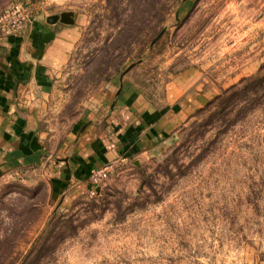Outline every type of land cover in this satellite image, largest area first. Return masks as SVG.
Segmentation results:
<instances>
[{
    "label": "rangeland",
    "instance_id": "obj_1",
    "mask_svg": "<svg viewBox=\"0 0 264 264\" xmlns=\"http://www.w3.org/2000/svg\"><path fill=\"white\" fill-rule=\"evenodd\" d=\"M11 4L4 72L35 22L74 35L7 100L33 122L0 138V264H264V96L215 101L264 66V0Z\"/></svg>",
    "mask_w": 264,
    "mask_h": 264
},
{
    "label": "crops",
    "instance_id": "obj_2",
    "mask_svg": "<svg viewBox=\"0 0 264 264\" xmlns=\"http://www.w3.org/2000/svg\"><path fill=\"white\" fill-rule=\"evenodd\" d=\"M70 29L60 30L57 26L40 27L35 22L27 33L22 32L28 35L22 34L25 37V43H22L18 56L15 57L16 53L14 54L15 43L11 54L3 62V65L10 66L8 72L5 71L6 73L0 70V100H2L1 103H5L4 107L0 105V114L4 113L3 118L0 119V138L3 143L13 144L20 136L27 138L30 136L27 125L31 128L33 118L28 117L26 120L28 123L19 120L11 101L7 100L22 97V95L26 98L46 96L39 89L42 86L45 87V84L48 86L47 83L52 78L51 60L53 57L60 56L56 52L63 50L72 40L74 32ZM18 39V37L9 38L10 43ZM28 52L29 55H27ZM24 81H30L28 86L22 85ZM36 107V103L32 104L31 111L36 112Z\"/></svg>",
    "mask_w": 264,
    "mask_h": 264
},
{
    "label": "built area",
    "instance_id": "obj_3",
    "mask_svg": "<svg viewBox=\"0 0 264 264\" xmlns=\"http://www.w3.org/2000/svg\"><path fill=\"white\" fill-rule=\"evenodd\" d=\"M29 13L20 4H11L0 14V35L13 36L31 24Z\"/></svg>",
    "mask_w": 264,
    "mask_h": 264
},
{
    "label": "trees",
    "instance_id": "obj_4",
    "mask_svg": "<svg viewBox=\"0 0 264 264\" xmlns=\"http://www.w3.org/2000/svg\"><path fill=\"white\" fill-rule=\"evenodd\" d=\"M264 66L256 76L242 79L237 85L231 87L224 93L222 97H217L215 101L231 99L237 95L246 96L253 94L254 96H264Z\"/></svg>",
    "mask_w": 264,
    "mask_h": 264
},
{
    "label": "water",
    "instance_id": "obj_5",
    "mask_svg": "<svg viewBox=\"0 0 264 264\" xmlns=\"http://www.w3.org/2000/svg\"><path fill=\"white\" fill-rule=\"evenodd\" d=\"M58 19L63 24H69V20L67 19V17L65 15H62L60 17L52 16V17L48 18L47 21L52 24V23L56 22Z\"/></svg>",
    "mask_w": 264,
    "mask_h": 264
}]
</instances>
